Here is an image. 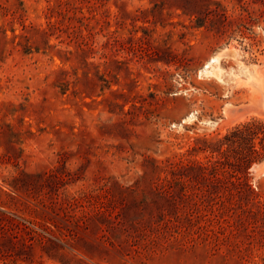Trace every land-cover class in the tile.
<instances>
[{
    "label": "rangeland",
    "instance_id": "rangeland-1",
    "mask_svg": "<svg viewBox=\"0 0 264 264\" xmlns=\"http://www.w3.org/2000/svg\"><path fill=\"white\" fill-rule=\"evenodd\" d=\"M253 119L264 0H0V264H264V160L194 184Z\"/></svg>",
    "mask_w": 264,
    "mask_h": 264
},
{
    "label": "trees",
    "instance_id": "trees-1",
    "mask_svg": "<svg viewBox=\"0 0 264 264\" xmlns=\"http://www.w3.org/2000/svg\"><path fill=\"white\" fill-rule=\"evenodd\" d=\"M194 158V184H250L249 168L264 160V121L253 119L232 128L221 138H202Z\"/></svg>",
    "mask_w": 264,
    "mask_h": 264
},
{
    "label": "bare ground",
    "instance_id": "bare-ground-1",
    "mask_svg": "<svg viewBox=\"0 0 264 264\" xmlns=\"http://www.w3.org/2000/svg\"><path fill=\"white\" fill-rule=\"evenodd\" d=\"M215 59H216V58H215ZM209 68H210V67H209ZM206 71L208 72V70H206ZM207 74H208V73H207ZM253 102H254V100H253ZM253 102H252V103H253ZM255 102H256V101H255ZM255 104H256V103H255ZM257 104H258V103H257ZM258 105H259V104H258ZM253 106H254V105H252V107H253ZM256 106H257V105H256ZM239 108H240V107H239Z\"/></svg>",
    "mask_w": 264,
    "mask_h": 264
}]
</instances>
